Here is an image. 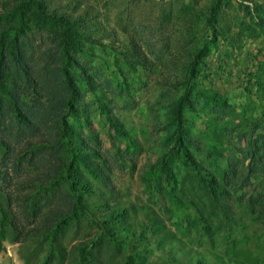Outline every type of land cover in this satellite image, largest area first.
Wrapping results in <instances>:
<instances>
[{"label":"rangeland","instance_id":"obj_1","mask_svg":"<svg viewBox=\"0 0 264 264\" xmlns=\"http://www.w3.org/2000/svg\"><path fill=\"white\" fill-rule=\"evenodd\" d=\"M42 1L52 11L82 18V34L96 41L87 42L77 57L98 91L88 90L81 68L75 66L85 98L78 104L80 112L70 113L68 120L103 156L118 197L136 205L131 228L140 230L141 221L155 210L171 231L163 246L191 249L205 264H264V0ZM16 2L0 0V12ZM209 19L212 27L205 25ZM53 37L50 28L29 34L38 72L52 64ZM134 44L148 61L146 67L131 66L127 56ZM205 44L208 55L203 60L209 67L200 69L191 98L199 100L203 91L204 95L197 112L184 109L183 141L228 190L221 198L232 209L227 218L233 223L219 211L208 212L211 198L201 193L184 158L171 155L177 137L172 106L185 93L194 54ZM42 132L33 142L49 148L48 131ZM27 141L16 144L8 165L0 159L3 174L6 167L11 169L10 179H0L8 191L30 174L33 162ZM56 152L59 148L52 156ZM163 161L172 177L163 171ZM60 188L68 191L66 184ZM20 194L22 209L14 212L19 228L43 225L44 212L34 220L26 208L38 200L42 206L50 203L40 195L28 199L27 192ZM147 208L151 210L146 213ZM198 212L210 219L209 229ZM89 223L81 216L79 227L71 224L67 245L73 254L72 246L89 231ZM3 245L0 264H40L46 249L33 236L20 242L7 239ZM119 246L105 247L106 259L117 262ZM66 264H75L72 256Z\"/></svg>","mask_w":264,"mask_h":264},{"label":"trees","instance_id":"obj_2","mask_svg":"<svg viewBox=\"0 0 264 264\" xmlns=\"http://www.w3.org/2000/svg\"><path fill=\"white\" fill-rule=\"evenodd\" d=\"M81 21L82 18L50 10L42 0H18L0 12V159L2 157L4 166L5 162L8 165L16 144L30 139L27 142L31 144L29 155L33 162L30 174L14 190L8 191L0 184V251L4 250L3 242L7 239L20 242L33 236L46 246L40 264H66L71 256L75 264H205L192 255L191 249L163 246L171 231L166 229L155 210L149 215L147 212L151 209H144L149 219L141 221L140 230L131 228L130 215L137 211L136 205L118 197L120 194L112 187L103 156L82 132H76L69 123V114L79 113L78 104L85 98L81 81L73 68H81L82 81H87L91 93L98 91L94 78L77 57L83 53L87 42H96L82 34ZM205 25L212 27L211 20ZM46 28L53 29L54 37L49 48L52 64L41 73L34 68L28 38L31 32ZM206 49L207 44L194 54L185 93L172 106L177 137L171 155L184 158L189 171L194 173L193 177L199 180L201 193L211 198L208 212L219 211L227 218L232 217L233 212L221 195L227 194L228 190L186 149L183 141L184 109L188 107L197 112L200 96L204 95L203 91L199 100L191 98V89L198 88L195 79L200 69L209 67L203 60L208 55ZM127 57L133 61L130 63L132 67H146L148 63L136 44ZM210 92L206 90V93ZM43 129L51 138L47 142L49 148H45L44 143L39 146L33 142ZM57 148L59 152L52 156ZM45 149L50 150L45 152ZM161 165L163 171L172 177L168 163L163 161ZM6 169L3 174L0 167L3 182L10 179L8 170L11 169ZM63 184L67 185L68 191L60 188ZM21 192H27L28 199L40 195L47 204L50 203L42 206L38 200L30 202L26 208L34 220L44 212L43 225L26 231L19 228L14 212L22 209L18 196ZM195 208L201 210L197 205ZM198 215L206 230L209 229L210 219L204 212H198ZM81 216L89 220L91 227L72 246L73 254L67 245V232L73 222L80 226ZM112 243L121 245L115 252V256H119L117 262L106 259L103 253ZM149 255H152L151 261Z\"/></svg>","mask_w":264,"mask_h":264}]
</instances>
